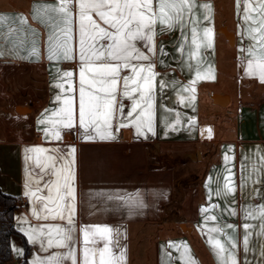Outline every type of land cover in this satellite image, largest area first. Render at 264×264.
<instances>
[{"label":"crops","instance_id":"crops-1","mask_svg":"<svg viewBox=\"0 0 264 264\" xmlns=\"http://www.w3.org/2000/svg\"><path fill=\"white\" fill-rule=\"evenodd\" d=\"M57 3L0 0V15L7 17L0 27V188L16 198L13 223L18 231L10 238V260L0 264H48L53 256L58 264H72L66 258L69 251L82 264L85 247L91 264V250L105 243L101 236L111 239L113 256L123 253V264H186L189 257L195 264H221L228 251L236 264H264V217L258 212L264 205V83L258 74H248L250 60L253 71L264 62L260 0H195L191 13L185 8L182 24L164 32L157 24V52L140 62L154 64L159 74L152 93V130L147 124L140 133L133 126L116 129L119 122L133 119L126 116L132 101L123 98L124 114H117L110 129L115 138L107 140L83 139L78 124L58 126L62 138L55 140L43 131L51 125L39 123L62 106L55 99L62 94L58 83H64V94L73 97L78 110L77 4L73 0L69 40L59 31L65 27L63 15L52 10ZM34 4L50 27L33 19ZM252 28L259 31L252 33ZM49 34L57 57L53 60L48 59ZM33 48L38 54H32ZM66 49L72 59L64 58ZM64 71L73 73L71 92L67 80L59 78ZM32 148L48 151H25ZM72 148L75 153L69 155ZM225 184L235 191L223 194ZM20 197L27 202L18 201ZM247 212L252 215L246 217ZM245 224L250 226L247 251ZM55 227L73 229L67 247L56 245L60 236L55 231L53 246H47V233ZM97 227L111 231L97 233ZM215 240L228 250L219 257Z\"/></svg>","mask_w":264,"mask_h":264},{"label":"snow or ice","instance_id":"snow-or-ice-1","mask_svg":"<svg viewBox=\"0 0 264 264\" xmlns=\"http://www.w3.org/2000/svg\"><path fill=\"white\" fill-rule=\"evenodd\" d=\"M75 3L77 4L78 31L80 37L79 61L81 64L79 69L78 110L74 108L73 97L64 94V83L56 84L55 87L59 88L62 94L57 95L55 99L62 101V106L53 111L50 116H46L39 121L41 124L51 125V128L46 127L43 129L45 135H51L53 139L60 140L62 136L58 126L63 129H71L78 124L83 130V139H114L115 137L110 129L113 127V120L117 118V114H124L123 98L132 101L131 108L126 116L132 117L133 119L131 123L119 122L116 125V129L119 130V128L133 126L136 128L137 133H140L141 126L147 124L148 130L151 131L153 117L152 101L154 99L152 93L154 91L155 78L159 74L154 71V64H143L140 62L150 60V56L147 53L155 55L157 52L155 44L157 24L160 25V32L171 30L173 27L182 24L185 8L191 13L195 7V0H156L155 8L153 7V0H75ZM72 4L73 0H58L57 5L52 9L63 15L65 27L59 31L68 37L69 40L71 39L72 31ZM203 7L210 9V5H203ZM259 7L264 8V0H260ZM47 9L48 6H45V15L47 14ZM38 11L39 6L34 4L33 19L38 23H43L45 28L50 27L51 25L48 22H45L37 15ZM94 16L96 18H93ZM205 18L207 19V17ZM6 19V16L0 15V27L3 26ZM249 19L250 17L246 15L245 20ZM21 23L27 25V18L22 16ZM260 27L264 28V16L261 17ZM258 31L259 29L256 28L251 29L252 33ZM208 32H210V29H205V33L207 34ZM192 33L193 44H195V28L192 29ZM3 38L4 35L0 32V39ZM251 38L254 41L258 40L255 35H252ZM47 40L50 44L48 59L53 60L57 58L54 49L51 47L53 35L49 34ZM259 40H264V36L259 37ZM142 48L146 51L142 50ZM70 51V49H66L64 52V58L66 60L73 58L69 54ZM248 51L249 54H252L253 47H249ZM160 52L163 54V48L160 49ZM32 54H38L37 49L33 48ZM253 63L252 60L248 62V74L250 76L258 74L260 82L264 83V62L257 64L256 71H253ZM125 71L128 74L122 75ZM72 76L73 73L71 71H64L59 77L61 80H67V92L72 91ZM86 84L87 90L85 87ZM160 87H164L162 81L160 82ZM54 117H60V119H53ZM93 133H96V135H93ZM25 151L45 152L48 150L32 148L25 149ZM52 151L58 150L53 149ZM74 153L75 148H72L69 155ZM49 159L55 161L56 157H49ZM59 159H63V157L61 156ZM71 178L66 177L65 179L67 181ZM65 187L67 188V195L72 196L71 187L67 184ZM234 191L235 189L233 187L225 184L223 194L226 195ZM221 194V191L216 193L218 196ZM58 198L63 199V196H59ZM47 207L46 204L45 208L47 209ZM68 211L71 213L72 209L69 208ZM201 211L206 212L207 209L202 208ZM258 212L261 217H264V205L258 209ZM232 214L235 213L233 212ZM251 215L252 212L246 213V217ZM56 216L61 219L65 218L60 212H57ZM56 216L53 218L55 219ZM207 219L215 220L216 217L210 216ZM67 220L69 224H72L71 214L67 216ZM227 227L231 228L232 225H228ZM249 227L247 224L244 225L246 230L243 239L245 251L248 249V237L250 233L247 232V229ZM53 231L60 236V239L55 241L56 245L59 247H67L66 242L72 240L71 232L73 229L65 230L60 227L49 229L47 233L48 247L53 246ZM83 231L85 232V243L87 244L88 230L84 229ZM95 231L97 233H109L111 230L97 227ZM210 231L218 232L221 229L212 228ZM261 234L264 235V225H262ZM30 239H33V242H35L33 237L30 236ZM101 239L105 240V243L103 247L91 250V264H97V258L98 264H123V253L117 257L113 256L110 252L109 244L111 243V239L104 236H101ZM92 243H96V241L93 240ZM231 247L234 249L236 244L233 242ZM184 248L188 250L187 245H184ZM214 250L218 257L221 253L228 251L219 240L214 241ZM89 251L85 247L82 264H90ZM262 255H264V252H262ZM66 258L71 259L72 264H76L74 251H69ZM228 260L231 261V264H236V260L232 257L230 251H228ZM228 260H222L221 264H228ZM35 264H42V262L36 261ZM48 264H58L57 258L55 256L49 258ZM186 264H195V261L189 257Z\"/></svg>","mask_w":264,"mask_h":264},{"label":"trees","instance_id":"trees-1","mask_svg":"<svg viewBox=\"0 0 264 264\" xmlns=\"http://www.w3.org/2000/svg\"><path fill=\"white\" fill-rule=\"evenodd\" d=\"M16 204V198L11 194L3 192L0 188V262L10 260V238L11 235L18 234L13 223V211Z\"/></svg>","mask_w":264,"mask_h":264},{"label":"built area","instance_id":"built-area-1","mask_svg":"<svg viewBox=\"0 0 264 264\" xmlns=\"http://www.w3.org/2000/svg\"><path fill=\"white\" fill-rule=\"evenodd\" d=\"M18 201H20V202H27V200L24 198V197H20V198H18Z\"/></svg>","mask_w":264,"mask_h":264}]
</instances>
